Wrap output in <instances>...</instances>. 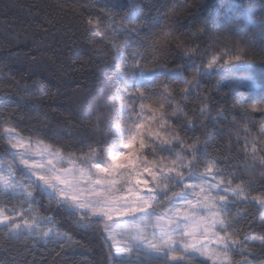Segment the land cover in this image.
I'll return each mask as SVG.
<instances>
[{"label": "snow or ice", "instance_id": "obj_1", "mask_svg": "<svg viewBox=\"0 0 264 264\" xmlns=\"http://www.w3.org/2000/svg\"><path fill=\"white\" fill-rule=\"evenodd\" d=\"M228 7L264 36V4L257 9L245 6L242 0H231ZM99 11L102 17H89L86 22V30L94 33L98 42L109 40L112 33L120 30L125 35H138L139 28L145 26L140 0H129L128 11L120 21L116 19L118 13L109 8ZM102 19L106 26H102ZM210 27L205 17L190 39L208 34ZM256 31L247 35L255 36ZM169 36L174 34L165 33V42ZM211 38L219 45L217 51L223 52L197 64L199 48L189 47L181 37L174 36L177 48L183 49L191 64L186 62L173 68L146 67L139 51L121 58L117 49L119 71L126 75L142 71L152 78L160 69L182 85V98L197 95L201 101L196 110L198 116L189 118L180 101L173 103L176 94L167 84H161L155 96L143 85L130 91L125 84L123 95L117 92L116 98L122 101L120 115L123 118L126 114V123L113 127L109 122L108 134L115 136L110 148H90L85 157L69 159L72 167H64L62 158L60 168L53 159H48L47 165L37 163L30 152L32 137L21 134L12 114L5 116L0 112V142L4 152L12 156L6 165L0 162V196L11 198L0 202V232L9 240L23 241L26 247L55 242L63 248L72 244V237L61 231L57 220L63 214L75 228L101 239L106 246L104 264H204L196 256H206L209 243L215 244L212 256L219 264H255L258 255L264 256V231L254 233L249 215L250 208H256L261 214L259 226L264 229V155H260L264 153V140L251 137L249 129H243L241 168L229 166V160L222 166L217 157L208 154L206 139L187 135L196 130L198 122L206 130L204 121L215 126L223 116L222 111L213 116L210 99L200 94L203 78L227 72L226 79L234 84L237 78L231 75L232 70L240 71L238 65L256 62L249 55L248 46L229 39L219 29ZM260 56L264 58V48ZM243 70L245 76L239 80L255 87L248 68ZM24 91L30 94L31 87L25 85ZM137 98L139 110L133 102ZM145 100L156 107L146 109ZM169 108L172 110L167 111ZM249 110L264 116V97L259 104L244 109ZM125 136L122 147L117 146L116 141ZM260 137H264V129ZM36 143L43 156V141ZM49 155L55 158L59 154L49 149ZM74 161H78L79 167ZM125 191L126 195L119 194ZM45 195L48 204L41 214L33 205L39 204L38 197ZM11 201L15 203L9 207ZM234 256H239V260L234 261Z\"/></svg>", "mask_w": 264, "mask_h": 264}, {"label": "trees", "instance_id": "obj_2", "mask_svg": "<svg viewBox=\"0 0 264 264\" xmlns=\"http://www.w3.org/2000/svg\"><path fill=\"white\" fill-rule=\"evenodd\" d=\"M242 2L257 9L264 4V0ZM140 3L145 26L139 28L138 35H125L120 30L112 33L109 40L98 42V37L86 30L88 18L102 17L99 10L109 8L118 13L116 19L120 21L128 11L129 0H0V112L13 115L16 128L25 138L43 141L63 156L76 158L88 155L90 148H110L115 136L108 134L109 122L113 127H123L127 121L126 114L123 118L120 115L122 101L116 98L117 92L123 95L125 84L130 91L143 85L153 96L158 94L161 84H167L176 94L173 103L180 101L189 118H195L201 106L197 95L182 98L179 95L182 85L160 69L152 78L142 71L126 75L118 70L116 50L121 58L139 51L142 62L149 68L191 64L183 49L177 48L174 36H179L187 46L199 48L196 63L200 64L223 52L217 51L219 45L211 38L219 29L229 39L248 46L249 55L256 62L238 65L240 71L233 69L231 75L237 78L234 84L226 79L227 72L203 78L200 94L210 99L213 116L217 111H222L223 116L215 126L204 121L206 130L198 122L196 130L187 135L206 139L208 154L217 157L222 166L229 160V166L242 168L243 129H249L251 137L264 140L260 137L264 116L244 111L264 97V62H261L264 58L260 56L264 36L228 7L231 0H140ZM205 17L211 24L208 34L190 39ZM101 22L106 26L105 20ZM169 31L174 36L167 37L165 42V33ZM253 31L255 36L247 35ZM245 67L255 87L239 80L245 76ZM191 71L189 68V75ZM25 85L31 87L30 94H25ZM133 102L139 110V99ZM144 104L146 109L156 107L148 100ZM126 139L125 136L124 140L116 141V145L121 147ZM11 160L0 142V162L6 165ZM10 199L0 196V202ZM38 200L39 204L33 207L43 214L48 198L45 195ZM12 203L15 201L8 206ZM249 215L254 233L264 231L258 223L261 214L257 209L250 208ZM57 220L61 231L72 237L71 245L61 248L55 242H40L36 247H26L23 241L9 240L0 232V264H104L106 246L97 235L75 228L63 214ZM233 259L239 260V256ZM255 264H264V256L258 255Z\"/></svg>", "mask_w": 264, "mask_h": 264}, {"label": "rangeland", "instance_id": "obj_3", "mask_svg": "<svg viewBox=\"0 0 264 264\" xmlns=\"http://www.w3.org/2000/svg\"><path fill=\"white\" fill-rule=\"evenodd\" d=\"M36 141L37 140H33V144H32V147L30 149V152L36 158L37 163H43V164L47 165V160L48 159H53V163L56 164L57 168H60L61 167L60 158H62L63 161H64V163H63L64 167H72L73 166L72 163H69V159L72 158V157L63 156L58 150L54 149L59 154L57 157L53 158L52 156H50L49 155V149H53V148L45 145L44 143H43V146L45 148V151H44L43 156H42L40 148L38 147ZM74 158H76V157H74ZM80 158H82V157H80ZM149 160H151V159H149ZM17 163L19 164L18 160H17ZM73 163H75L76 166L79 167L78 161H74ZM20 167H23V166L20 165ZM119 194L126 195L127 193L125 191L124 193H119ZM163 203H167V201H164ZM193 203H195V201H193ZM157 210H159V208ZM200 212L202 214L203 210H200ZM0 228H2V226H0ZM148 231H149V233H151V231H152L151 225L148 226ZM213 250H215V244L214 243H209L208 244L207 255L204 256V257H201V256L197 255L196 259L199 260V261H203L205 264H213L214 261H216V264H219V260L215 256H212V251ZM209 257H211V258H209Z\"/></svg>", "mask_w": 264, "mask_h": 264}]
</instances>
